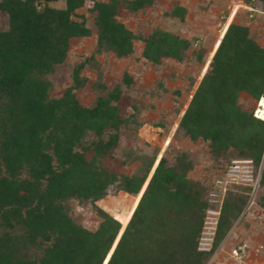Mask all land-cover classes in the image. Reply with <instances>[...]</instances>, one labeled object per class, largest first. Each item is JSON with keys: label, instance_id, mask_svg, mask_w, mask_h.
Wrapping results in <instances>:
<instances>
[{"label": "trees", "instance_id": "obj_1", "mask_svg": "<svg viewBox=\"0 0 264 264\" xmlns=\"http://www.w3.org/2000/svg\"><path fill=\"white\" fill-rule=\"evenodd\" d=\"M55 1H0V11L9 19L8 30L0 32V224L5 229L0 233V264H103L107 255V264H206L211 253L196 247L207 201L204 189L186 178L191 163L184 155L171 165L162 158L153 172L150 162L141 175H115L99 159L109 155L116 136L83 142L86 130L101 137L123 123L113 104L121 88L98 98L92 108L82 106L72 88L57 101L49 99L41 77L64 60L71 38L90 34L84 22L71 19L84 0H65L61 9L48 5ZM148 3L96 2L92 13L99 42L118 57L130 55L133 35L116 20L118 8L135 11ZM145 43L144 55L153 61L160 55L181 59L178 41L167 34L155 32ZM124 81L130 83L127 76ZM74 84L80 85L77 72ZM241 92L255 100L253 110L238 106ZM262 99L264 47L248 37L245 27L231 23L180 128L189 139L208 142L214 158L229 161L222 173L232 157L252 159L258 166L264 121L254 117V110ZM88 152L93 153L91 160L86 159ZM110 187L135 195L131 207L114 212L117 221L97 209L102 219L98 229L83 230L70 218L66 201L94 203ZM262 188L264 167L256 196ZM230 189L214 250L251 194L250 187Z\"/></svg>", "mask_w": 264, "mask_h": 264}, {"label": "rangeland", "instance_id": "obj_2", "mask_svg": "<svg viewBox=\"0 0 264 264\" xmlns=\"http://www.w3.org/2000/svg\"><path fill=\"white\" fill-rule=\"evenodd\" d=\"M109 1L84 0L82 7L75 11L71 19L84 22L90 34L71 38L64 60L41 77L49 99L57 101L72 88L79 103L92 108L98 98H106L119 86L120 96L113 104L117 106L123 123L117 130H104L101 137L92 130H86L83 137V142L89 144L101 138L108 141L110 135L116 136L115 146L109 150L108 156L99 159V164L115 175L133 176L143 174L150 162L153 172L162 158L166 165H171L184 155L191 163L186 178L204 189L205 211L213 208L218 205L213 202L217 198L211 196L215 192V181L229 161L214 158L208 142L189 139L180 123L231 23L245 27L248 37L264 47V4L261 0H149L135 11L121 6L116 20L132 33L133 40L130 55L118 57L99 42L92 13L96 2ZM48 5L61 9L65 7V0ZM8 28L9 19L0 11V32ZM155 32L178 41L181 59L160 55L153 61L144 55L145 40ZM75 72L80 82L78 87L74 84ZM125 76L130 80L128 85H125ZM238 106L251 111L255 100L241 92ZM85 156L91 160L93 153L88 152ZM234 160L240 159L230 158V161ZM141 193L122 221L123 227ZM134 198L133 194L110 187L107 194L94 203L73 198L65 204L70 218L77 225L85 231L95 232L102 221L97 209L116 220L114 212L129 210ZM4 230L0 224V233ZM209 253L211 256L206 264H264V188L249 207L247 204L224 240L215 250L213 245ZM109 258L107 255L103 264H107Z\"/></svg>", "mask_w": 264, "mask_h": 264}, {"label": "built area", "instance_id": "obj_3", "mask_svg": "<svg viewBox=\"0 0 264 264\" xmlns=\"http://www.w3.org/2000/svg\"><path fill=\"white\" fill-rule=\"evenodd\" d=\"M264 99L260 100L257 108L254 110V117L264 121L261 112L264 113ZM264 167V152L259 165L257 166L252 159H240L231 161L225 168L223 174L215 181V192L212 197L217 198L213 202L218 204L213 208L205 211L201 233L197 242V251L200 253H209L213 249L215 235L221 214V204L225 193L229 187L241 186L250 187L251 194L249 196L248 207L255 199L262 171ZM218 193V195L216 194Z\"/></svg>", "mask_w": 264, "mask_h": 264}, {"label": "bare ground", "instance_id": "obj_4", "mask_svg": "<svg viewBox=\"0 0 264 264\" xmlns=\"http://www.w3.org/2000/svg\"><path fill=\"white\" fill-rule=\"evenodd\" d=\"M262 104H264V103H262ZM264 115V113L263 112H261V117Z\"/></svg>", "mask_w": 264, "mask_h": 264}]
</instances>
